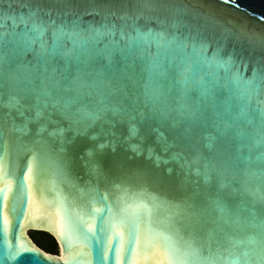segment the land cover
<instances>
[{
  "label": "snow or ice",
  "instance_id": "6c2138e0",
  "mask_svg": "<svg viewBox=\"0 0 264 264\" xmlns=\"http://www.w3.org/2000/svg\"><path fill=\"white\" fill-rule=\"evenodd\" d=\"M45 176L75 193L65 264H139L145 231L159 264H264V29L182 0H0V264L51 260L19 239Z\"/></svg>",
  "mask_w": 264,
  "mask_h": 264
},
{
  "label": "water",
  "instance_id": "95a60500",
  "mask_svg": "<svg viewBox=\"0 0 264 264\" xmlns=\"http://www.w3.org/2000/svg\"><path fill=\"white\" fill-rule=\"evenodd\" d=\"M183 3L190 6L200 7L203 10L211 9L215 11L222 19L229 22L236 20L246 22L247 27L254 28L256 30L264 29V22H261L257 17L264 14V0H237L239 4L238 8H233L231 5H221L216 0H182ZM246 75H251V67ZM25 157L19 159H13L6 162V170L11 169L18 171L20 175H23V168L25 164ZM19 165V168L16 167ZM7 187L6 193H0L3 206L0 207V217L8 216L10 220L15 224V218L12 214L13 206L16 203L17 187L12 181L5 182L0 180V189ZM25 187L28 189L26 192V204L24 208V220L20 222L19 239L29 248H37L46 256L51 257L48 264H65V259L68 257V251L65 244L64 226L60 220L58 213V197L57 192L63 191L65 195H68L71 201L75 196V193L68 187L67 184L60 183L59 178H53L51 176H45L41 178L40 183L33 182L31 188H28V182L25 181ZM79 202V200H78ZM166 212L164 209H160L153 217L155 226L164 227L161 221L164 219ZM124 234V239L127 240V230L121 229ZM44 233L53 238L57 246V254L47 252L40 246H38L30 233ZM179 235L186 236L187 233L180 232ZM114 245L116 239L111 241ZM3 244V234L0 233V246ZM181 241L179 236L177 237V246L179 247ZM157 242L150 241L148 233L145 231L142 233L139 241V264H159L164 259L162 255L158 254L155 249ZM161 252H163V244L160 245ZM73 255H78L80 252V246L74 244L71 249ZM18 264H33V258L31 253H24ZM135 264V262H134Z\"/></svg>",
  "mask_w": 264,
  "mask_h": 264
},
{
  "label": "rangeland",
  "instance_id": "374dc122",
  "mask_svg": "<svg viewBox=\"0 0 264 264\" xmlns=\"http://www.w3.org/2000/svg\"><path fill=\"white\" fill-rule=\"evenodd\" d=\"M29 235L31 236V238L33 239V241L38 246H40L44 250L46 249V243H47L46 241H47L48 237L45 234H42V233H32L31 232Z\"/></svg>",
  "mask_w": 264,
  "mask_h": 264
},
{
  "label": "trees",
  "instance_id": "16d2710c",
  "mask_svg": "<svg viewBox=\"0 0 264 264\" xmlns=\"http://www.w3.org/2000/svg\"><path fill=\"white\" fill-rule=\"evenodd\" d=\"M36 233V232H35ZM44 234V233H43ZM48 239H47V243H46V251L47 252H50V253H53V254H57V246H56V243L55 241L53 240L52 237H50L49 235L45 234Z\"/></svg>",
  "mask_w": 264,
  "mask_h": 264
}]
</instances>
